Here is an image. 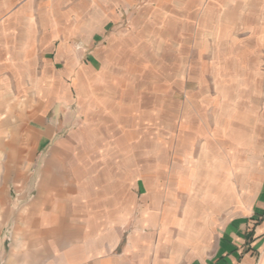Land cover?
Returning <instances> with one entry per match:
<instances>
[{"label": "crops", "instance_id": "0c3cea01", "mask_svg": "<svg viewBox=\"0 0 264 264\" xmlns=\"http://www.w3.org/2000/svg\"><path fill=\"white\" fill-rule=\"evenodd\" d=\"M68 1L0 0L1 264H264V107L249 115L230 162L202 109L243 50L262 88L251 99L264 100V0H152L151 18L133 20L178 26L180 56L161 68L182 74L184 104L201 105L183 118L169 112V135L183 119L189 144L168 181L157 59L145 86L153 142L130 130L128 105L109 95L121 88L96 85L121 75L107 30L134 0H103L92 26L60 25ZM241 33L248 42L237 47ZM254 81L242 75L239 85Z\"/></svg>", "mask_w": 264, "mask_h": 264}, {"label": "rangeland", "instance_id": "374dc122", "mask_svg": "<svg viewBox=\"0 0 264 264\" xmlns=\"http://www.w3.org/2000/svg\"><path fill=\"white\" fill-rule=\"evenodd\" d=\"M102 1L103 0H72L67 3L62 2L58 9V20L60 21V25H62V22L64 21V24H73L77 26L78 23L82 24L85 18L90 19L91 26L96 25L99 21V16L102 17L101 14H96L99 7L98 5ZM155 6L156 4L152 0H134V4L122 8L121 12L119 11L120 20L107 30V37L108 39L113 38V41L117 44L115 48H118V52L121 53V69H119L118 72H120L122 76H109L105 83L102 79H98L96 80V85H108L111 87L119 86L122 91L114 92L113 90H110L109 95L111 97L119 96V101L121 103L125 102L128 105L130 130L137 131L139 127V131L144 130L146 136H152L153 142V115L154 112H156V107H153L151 92L150 90H146L145 86H150L152 81L156 80L154 75L152 77L150 76L149 70L151 68L150 63H152L154 58L157 59L159 67L157 70L158 74L156 82L159 84V91L161 93L160 109L162 130L163 136L164 133L167 135V137L164 136L163 138L164 161L166 166L165 173L167 180L168 175L173 171L172 161L179 157L181 154L180 152H185L187 145L189 144V137L186 135V131H183V125L185 122L183 119L174 122L173 135H169V129L171 128L170 124L172 123L168 121L169 112L176 114V116L178 114L177 118H183L186 110L185 107L190 110L192 105L184 104L185 91L182 89V74L166 73L162 71L165 68H161V64L165 63V61H172L174 55H176V57L180 56L181 46L178 39V26L166 24V26L156 25L148 29L143 26L134 27L132 24L136 17L146 19L151 18ZM69 8H72L73 13L61 17L60 15L65 13ZM83 11H86L87 13L83 14ZM166 32H168V35ZM140 35L145 38H140L138 42L135 43V37H140ZM148 38L149 41H147ZM247 38L248 37H244V34L241 33L233 37V40L235 41V44L238 45L237 47H239V45H244V43L248 42ZM249 42L253 44L254 42L258 43L259 41L255 37L252 38L251 41L249 40ZM79 43L80 42H77L76 49L82 50ZM83 52L88 54L90 51ZM133 54H137V56ZM134 57H136V59H134ZM237 57V64L232 68H229L227 71H223V73L227 72L224 77L226 79H224V85L219 87L221 92H219L218 99L215 95L209 96V100L211 101L202 108L206 112L205 120L208 123V135L212 140V144L214 141L215 143L221 141V144L227 149L228 162L235 158V150L232 147L235 146V144L242 142V129L248 120L249 115L254 111L258 114L261 108L264 107V100L262 98L257 97L256 100L251 99L252 94L254 96L256 94L257 96L258 92L260 90L262 91V88L260 87L261 84L258 83L255 76L256 69H251L253 68L251 65L253 62L252 60H255V58L253 56L250 58V54L244 52V50L241 54L238 53ZM138 65H141V69H139ZM242 75H250V77L255 80V83L252 85H239ZM168 82L170 83L169 85ZM138 83H142V90L134 91L136 89L135 85ZM213 88L214 87H208L207 90L211 92L213 91ZM208 95H210V93ZM243 96L244 98L242 99ZM215 98L217 100L212 101ZM199 104L200 103L193 104L192 110L194 112L201 110V105ZM135 105L139 108L131 109L130 106ZM136 112H138V114H136ZM72 114L74 115V119L79 118L76 112H72ZM136 117H138L139 123L136 121ZM133 119H135L134 121L137 123L132 122ZM141 119H143V122H141ZM180 124H182V127ZM149 140L150 138H148V141ZM190 143L192 145L191 147L195 149L196 147L194 148V146H196L197 143L192 141H190ZM176 150L177 153L175 152ZM177 155L178 157L174 159ZM249 182L250 181H247L246 183L247 187L249 186ZM230 183L232 184V182ZM234 183L236 184V182ZM172 185L173 183L168 186L167 182V189H169V187L173 189Z\"/></svg>", "mask_w": 264, "mask_h": 264}]
</instances>
